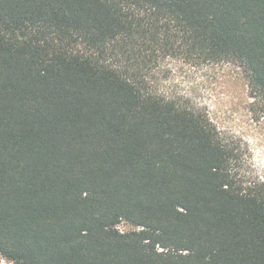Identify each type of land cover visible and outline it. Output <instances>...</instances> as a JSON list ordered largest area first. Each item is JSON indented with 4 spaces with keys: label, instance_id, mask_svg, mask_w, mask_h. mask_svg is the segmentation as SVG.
Returning <instances> with one entry per match:
<instances>
[{
    "label": "trees",
    "instance_id": "trees-1",
    "mask_svg": "<svg viewBox=\"0 0 264 264\" xmlns=\"http://www.w3.org/2000/svg\"><path fill=\"white\" fill-rule=\"evenodd\" d=\"M167 58L264 105V0H0V264H264V180Z\"/></svg>",
    "mask_w": 264,
    "mask_h": 264
},
{
    "label": "rangeland",
    "instance_id": "rangeland-1",
    "mask_svg": "<svg viewBox=\"0 0 264 264\" xmlns=\"http://www.w3.org/2000/svg\"><path fill=\"white\" fill-rule=\"evenodd\" d=\"M155 85L163 95L207 112L223 138L241 149L245 170L264 180V105L251 97L240 67L167 58L156 71ZM119 228L136 227L122 221Z\"/></svg>",
    "mask_w": 264,
    "mask_h": 264
}]
</instances>
